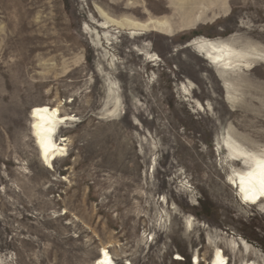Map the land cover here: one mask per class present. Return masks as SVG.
<instances>
[{"label": "rangeland", "instance_id": "rangeland-1", "mask_svg": "<svg viewBox=\"0 0 264 264\" xmlns=\"http://www.w3.org/2000/svg\"><path fill=\"white\" fill-rule=\"evenodd\" d=\"M97 7L180 27L105 42ZM202 40L264 49V0H0V264H92L103 246L115 264H209L216 247L264 264V204L227 184L219 145L264 147V63L222 70ZM41 104L72 118L51 169L30 130Z\"/></svg>", "mask_w": 264, "mask_h": 264}, {"label": "bare ground", "instance_id": "bare-ground-1", "mask_svg": "<svg viewBox=\"0 0 264 264\" xmlns=\"http://www.w3.org/2000/svg\"><path fill=\"white\" fill-rule=\"evenodd\" d=\"M196 1L198 0H175V3L189 8V10H194ZM201 1L210 2V0ZM97 9L102 20L100 27L104 30L105 42H109V30L129 31V34L137 38L138 36L148 35L152 31L174 36L176 30L180 27L174 25L173 21L166 17H151L146 21H138L132 17L118 19L110 16L100 7H97ZM186 13L188 14V12ZM199 21L200 18L193 17V14L189 13L188 19L183 24H196ZM197 48L205 54L208 60H211L209 61L211 64H215L225 71L232 69L248 70L253 68L254 63H264V49L254 44L238 45L231 40H202L197 44ZM200 107L202 106L200 105ZM29 118L31 120V136L39 151L40 159L48 169H51L50 166L54 168V162L57 159L68 155V144L66 142L68 138L65 136L57 137L60 132V125L67 124L72 118L62 114L59 106H50L49 104L33 106ZM231 132H228L227 137L224 136L219 141V145L225 152L226 165L235 167L234 171L236 172L231 175V183L227 184L231 187L235 184L237 194L239 193L241 200L248 205L264 204V147L248 146L243 138ZM238 163L243 167L236 168ZM187 223L192 225L191 219H188ZM233 242L239 248L242 245L247 246V242L241 237ZM249 253L252 254L251 251ZM176 259L182 258L178 257ZM227 260L225 251L221 247H216L209 264H225ZM92 264H115L108 247L103 246L99 249L98 257ZM193 264H201L199 255L194 256ZM246 264H257V262L248 261Z\"/></svg>", "mask_w": 264, "mask_h": 264}, {"label": "built area", "instance_id": "built-area-1", "mask_svg": "<svg viewBox=\"0 0 264 264\" xmlns=\"http://www.w3.org/2000/svg\"><path fill=\"white\" fill-rule=\"evenodd\" d=\"M178 260H180V259H178Z\"/></svg>", "mask_w": 264, "mask_h": 264}]
</instances>
